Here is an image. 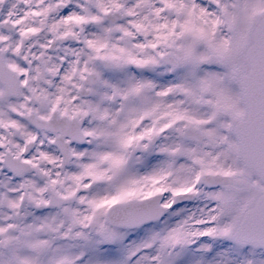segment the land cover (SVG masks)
<instances>
[{
	"label": "snow or ice",
	"instance_id": "1",
	"mask_svg": "<svg viewBox=\"0 0 264 264\" xmlns=\"http://www.w3.org/2000/svg\"><path fill=\"white\" fill-rule=\"evenodd\" d=\"M0 264H264V0H0Z\"/></svg>",
	"mask_w": 264,
	"mask_h": 264
}]
</instances>
